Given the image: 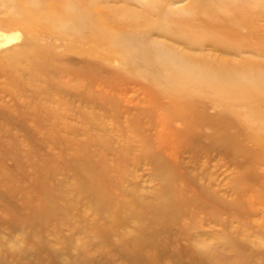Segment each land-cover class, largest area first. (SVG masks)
<instances>
[{
	"label": "rangeland",
	"instance_id": "374dc122",
	"mask_svg": "<svg viewBox=\"0 0 264 264\" xmlns=\"http://www.w3.org/2000/svg\"><path fill=\"white\" fill-rule=\"evenodd\" d=\"M0 264H264V0H0Z\"/></svg>",
	"mask_w": 264,
	"mask_h": 264
}]
</instances>
